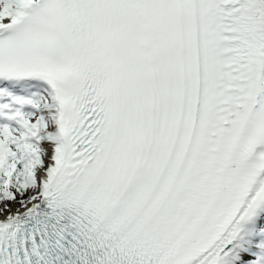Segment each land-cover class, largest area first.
<instances>
[{
  "label": "snow or ice",
  "instance_id": "6c2138e0",
  "mask_svg": "<svg viewBox=\"0 0 264 264\" xmlns=\"http://www.w3.org/2000/svg\"><path fill=\"white\" fill-rule=\"evenodd\" d=\"M0 264H264V0H0Z\"/></svg>",
  "mask_w": 264,
  "mask_h": 264
}]
</instances>
